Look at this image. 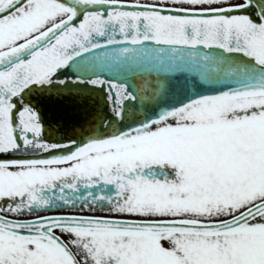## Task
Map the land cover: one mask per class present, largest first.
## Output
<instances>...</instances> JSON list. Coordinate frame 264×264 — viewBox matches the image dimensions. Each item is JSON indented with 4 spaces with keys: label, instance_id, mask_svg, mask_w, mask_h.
Listing matches in <instances>:
<instances>
[{
    "label": "snow or ice",
    "instance_id": "obj_1",
    "mask_svg": "<svg viewBox=\"0 0 264 264\" xmlns=\"http://www.w3.org/2000/svg\"><path fill=\"white\" fill-rule=\"evenodd\" d=\"M0 264H264V0H0Z\"/></svg>",
    "mask_w": 264,
    "mask_h": 264
}]
</instances>
